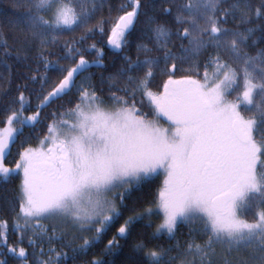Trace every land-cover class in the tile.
Segmentation results:
<instances>
[{"label": "snow or ice", "instance_id": "6c2138e0", "mask_svg": "<svg viewBox=\"0 0 264 264\" xmlns=\"http://www.w3.org/2000/svg\"><path fill=\"white\" fill-rule=\"evenodd\" d=\"M15 8L0 21V264H77L113 228L105 256L138 233L128 264H264V0Z\"/></svg>", "mask_w": 264, "mask_h": 264}, {"label": "trees", "instance_id": "16d2710c", "mask_svg": "<svg viewBox=\"0 0 264 264\" xmlns=\"http://www.w3.org/2000/svg\"><path fill=\"white\" fill-rule=\"evenodd\" d=\"M113 2L114 3L118 2V0H113ZM15 5H16V0H0V21H2L6 15H12L14 13V11L16 10ZM19 10L22 11L23 9L21 8ZM104 14L106 15L107 12H105ZM5 31H7V29H5ZM134 53H135V47L133 45L129 54L133 55V58H135ZM110 60H111V57H109L108 60H106V63L110 62ZM166 79H167V77H162V78H160V81L166 80ZM160 81H158V82H160ZM15 83H19V77L18 76L15 79V82L13 84V88L15 87ZM32 145L36 146L35 140H33ZM15 151H16V148H13L14 154H15ZM18 184H19V177H17L13 181V183L11 185H9L8 187L15 189V187ZM161 184H162V178L160 176L151 185V188H150L151 194L147 197L148 199L152 198V195L155 194L156 190L160 187ZM4 194L5 193L2 190H0V195H4ZM9 194L14 195V192L9 193ZM0 216H5V217H8L10 219L11 213H8L3 208H0ZM118 226L119 225H117L116 227H118ZM114 235H115V228H113V230L111 232H109L104 237L103 243H100L96 247H94L86 256L82 257L77 262V264H88V261L91 260L93 257L103 258L106 261H108L109 264H128L130 254L132 252V245H133V243H135L137 236H138V233H134L131 237H129L127 239H120V243H121V245H123V247L119 251L115 252L114 254H112L110 256H105L103 253V249H104L105 245L107 244V241L109 239H111L112 236H114ZM145 235H147V233H145ZM9 243L15 244L16 238L10 237ZM23 246L27 247V244H24Z\"/></svg>", "mask_w": 264, "mask_h": 264}, {"label": "rangeland", "instance_id": "374dc122", "mask_svg": "<svg viewBox=\"0 0 264 264\" xmlns=\"http://www.w3.org/2000/svg\"><path fill=\"white\" fill-rule=\"evenodd\" d=\"M161 178H162V181H163L164 177L162 175H161Z\"/></svg>", "mask_w": 264, "mask_h": 264}]
</instances>
